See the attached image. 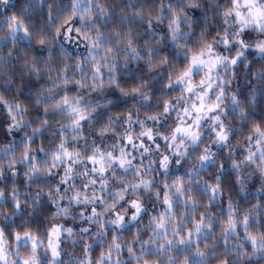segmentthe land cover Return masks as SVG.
I'll list each match as a JSON object with an SVG mask.
<instances>
[{"label":"clouds","instance_id":"obj_1","mask_svg":"<svg viewBox=\"0 0 264 264\" xmlns=\"http://www.w3.org/2000/svg\"><path fill=\"white\" fill-rule=\"evenodd\" d=\"M0 264H264V0H0Z\"/></svg>","mask_w":264,"mask_h":264}]
</instances>
